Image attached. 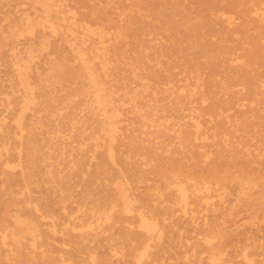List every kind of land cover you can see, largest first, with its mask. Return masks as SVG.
Returning a JSON list of instances; mask_svg holds the SVG:
<instances>
[{
  "label": "bare ground",
  "instance_id": "bare-ground-1",
  "mask_svg": "<svg viewBox=\"0 0 264 264\" xmlns=\"http://www.w3.org/2000/svg\"><path fill=\"white\" fill-rule=\"evenodd\" d=\"M234 91L264 101V0H0V264H165L173 214L178 264H233L212 198L231 178L185 152L264 139L192 104Z\"/></svg>",
  "mask_w": 264,
  "mask_h": 264
},
{
  "label": "rangeland",
  "instance_id": "rangeland-1",
  "mask_svg": "<svg viewBox=\"0 0 264 264\" xmlns=\"http://www.w3.org/2000/svg\"><path fill=\"white\" fill-rule=\"evenodd\" d=\"M217 12H222L219 10ZM217 12L211 13L212 22L218 29L226 30L225 23L218 18ZM220 15V14H219ZM230 32H225L228 35ZM242 51V50H240ZM201 65L204 73L208 72L206 59H201ZM182 74H177L181 77ZM181 82V81H179ZM239 86L231 87L230 90H238ZM239 92L230 93L226 98V94L217 93L214 102L196 101L192 104L199 106L204 105L209 109L211 106L216 107V111H221V117L234 121L241 117L244 113L250 114L251 121L259 127L264 129V101H260L261 96L254 97L252 100L248 92L245 93L243 99L237 98ZM241 96H244L242 93ZM252 101H248L250 99ZM206 123L212 124L215 119L204 115ZM212 118V119H211ZM228 121V123H229ZM218 139V138H217ZM211 141V139H209ZM203 149L213 150L211 160H204L202 156L196 157V152H201ZM187 160L191 158L197 160L201 167H205L207 163L211 162L219 171L226 170L231 178L223 187H219L217 194L213 196V202L218 209L217 216L214 220V226L218 233L216 242L224 248H228V257L233 264H264V207L258 204L259 199L264 197V139L262 136L257 137L255 144L249 147H201L197 151L191 147L185 152ZM195 157H192L194 156ZM131 165V163H129ZM74 179L79 180L77 176ZM137 192L143 191L144 182L138 183ZM84 184L77 185L75 188L78 191L82 190ZM42 193V194H41ZM35 194L49 196L47 188L41 187L36 190ZM234 204L239 207V219L232 218L228 226L221 225V213L227 211ZM1 208V201H0ZM184 217H179L178 214L170 216L171 221L167 224L170 227L165 232L163 241L160 246H155L152 250L157 251L160 258L165 260V264H178L182 261L183 249L185 248V241H178L177 233L180 232L183 236L188 237V242L193 238L194 231L190 229V225L181 226L178 228L179 220ZM178 223V224H177ZM184 224V223H183ZM223 227V228H222ZM179 230V231H178ZM187 242V241H186ZM54 246H59L57 240L53 241ZM182 243V244H181ZM101 249H105L101 246ZM154 260L152 263H155ZM110 264L113 263L111 260Z\"/></svg>",
  "mask_w": 264,
  "mask_h": 264
}]
</instances>
